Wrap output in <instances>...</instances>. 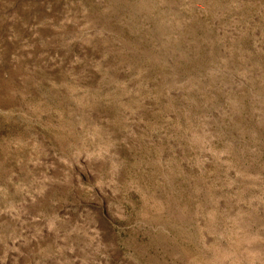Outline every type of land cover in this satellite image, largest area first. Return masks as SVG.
<instances>
[{
    "label": "rangeland",
    "instance_id": "374dc122",
    "mask_svg": "<svg viewBox=\"0 0 264 264\" xmlns=\"http://www.w3.org/2000/svg\"><path fill=\"white\" fill-rule=\"evenodd\" d=\"M0 264H264V0H0Z\"/></svg>",
    "mask_w": 264,
    "mask_h": 264
}]
</instances>
